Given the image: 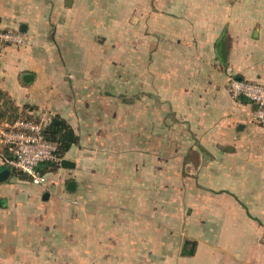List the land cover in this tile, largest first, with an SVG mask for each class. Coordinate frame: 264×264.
Returning <instances> with one entry per match:
<instances>
[{
    "label": "crops",
    "instance_id": "0c3cea01",
    "mask_svg": "<svg viewBox=\"0 0 264 264\" xmlns=\"http://www.w3.org/2000/svg\"><path fill=\"white\" fill-rule=\"evenodd\" d=\"M66 3L0 4L26 38L0 41V107L76 138L44 184L0 145V264H264V126L228 91L264 84V0Z\"/></svg>",
    "mask_w": 264,
    "mask_h": 264
},
{
    "label": "built area",
    "instance_id": "2783aa9c",
    "mask_svg": "<svg viewBox=\"0 0 264 264\" xmlns=\"http://www.w3.org/2000/svg\"><path fill=\"white\" fill-rule=\"evenodd\" d=\"M0 40L22 46L26 38L23 33L8 29L0 34ZM228 91L232 98L244 100L252 106L251 124L264 126V84L231 77ZM0 145L10 153L5 164L38 184L46 182L44 171L48 166L61 162L58 144L44 135L42 124L32 121L21 119L0 129Z\"/></svg>",
    "mask_w": 264,
    "mask_h": 264
},
{
    "label": "trees",
    "instance_id": "16d2710c",
    "mask_svg": "<svg viewBox=\"0 0 264 264\" xmlns=\"http://www.w3.org/2000/svg\"><path fill=\"white\" fill-rule=\"evenodd\" d=\"M0 97H2L1 94H0ZM5 105L8 106V108L12 109L14 115L11 118L8 115V112L6 109L7 107L5 106L6 110H2V108L0 107V117L2 116L3 113H5V116L7 117L6 122L9 124L10 123L12 124L18 117L17 112L13 108L11 102H9V105H8V103L5 100ZM44 135L49 140L54 141L55 143L58 144V155L60 158H63L64 153L69 149V147L72 144H74L76 142V138L74 137V135L71 131L64 129L62 126H57L54 124H50L44 128ZM57 164H59V163H57ZM13 172H16V171H12V175H13Z\"/></svg>",
    "mask_w": 264,
    "mask_h": 264
},
{
    "label": "water",
    "instance_id": "95a60500",
    "mask_svg": "<svg viewBox=\"0 0 264 264\" xmlns=\"http://www.w3.org/2000/svg\"><path fill=\"white\" fill-rule=\"evenodd\" d=\"M66 4L67 5H70V0H67V3ZM22 29H24V28H22ZM217 52H218V54L220 56V59H221L222 63H225L226 62V36L225 35H223L221 37L220 41L217 44ZM30 79H31V75H25L23 80L25 82H29ZM236 79L237 80H241L239 78H236ZM56 122H57V120L54 119L53 120V123H56ZM61 166L64 167V168H67V167H73L74 165L72 163H70L69 161L63 160L61 162ZM9 173H10V170L9 169H3V170H1L0 171V182L1 181H4L8 177ZM72 184L73 183L69 184V188H71ZM47 198H48V194L45 193L43 195V199L46 200ZM189 246H190V249L188 250L187 248ZM193 251H194V245H193V243L187 241L185 243L184 247H183V253L182 254L183 255H192L193 254Z\"/></svg>",
    "mask_w": 264,
    "mask_h": 264
},
{
    "label": "rangeland",
    "instance_id": "374dc122",
    "mask_svg": "<svg viewBox=\"0 0 264 264\" xmlns=\"http://www.w3.org/2000/svg\"><path fill=\"white\" fill-rule=\"evenodd\" d=\"M2 1L3 0H0V4L2 5ZM0 17H5V14H2V13H0ZM4 31L5 30H0V34L1 33H4ZM0 41H2V40H0ZM3 99L4 98H2V97H0V101H3ZM7 112H8V115L12 118V116L14 115V113H13V111H12V109H10V108H8V106H7ZM53 165H55L56 167L57 166H59L58 164L56 165V164H52L51 165V168L53 167ZM47 171V170H46ZM13 176V177H12ZM10 177H12V178H14L15 180H29V181H32V180H30L28 177H26L25 175H22V174H20V173H17V172H13V175H11ZM46 179V178H45ZM13 179H11V181H12ZM67 196H71L70 194H68V193H65ZM73 198V197H72Z\"/></svg>",
    "mask_w": 264,
    "mask_h": 264
}]
</instances>
